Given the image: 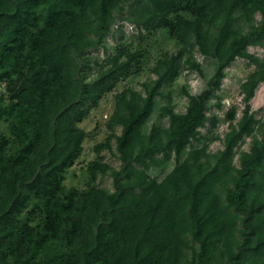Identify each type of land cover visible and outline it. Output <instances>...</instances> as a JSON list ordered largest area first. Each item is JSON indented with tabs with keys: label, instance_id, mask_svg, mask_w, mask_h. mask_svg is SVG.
<instances>
[{
	"label": "trees",
	"instance_id": "trees-1",
	"mask_svg": "<svg viewBox=\"0 0 264 264\" xmlns=\"http://www.w3.org/2000/svg\"><path fill=\"white\" fill-rule=\"evenodd\" d=\"M121 1L69 0L68 7L51 13L47 29L34 35L41 0H0V82L10 78V58L27 52L26 84L11 97L7 113L18 118L14 134L22 148L8 158V140L0 145V193L6 187L9 198V205L0 207V239L15 243L11 227L32 242L33 228L15 227L31 196L45 208L48 237L60 232L63 175L80 158L85 139L76 125L113 90L117 74L133 58L121 63L118 52L96 62L99 72L89 83L72 74L83 72L86 50L102 46L113 34V14ZM126 14L123 20L140 32L168 29L182 50L157 62L155 79L143 85V92L127 89L117 95L108 127L121 169L94 164L112 176L115 191L93 188L86 194L70 219L77 241L61 264H264V124L251 111L264 83V57L249 52L264 50V0H129ZM196 48L218 62L211 89L189 95L184 114L166 108L169 126L153 125L147 132L157 99L184 65L201 71L193 60ZM237 58L255 66L241 87L240 120L234 125L231 117L224 149L212 154L207 145L192 147L211 121L212 90L221 88L225 70ZM258 129L260 138L254 136ZM246 138H252L250 151L240 154L236 167V149ZM99 149L111 150L110 140ZM173 158L183 161L161 182L151 178L150 169ZM12 251L19 256L18 248Z\"/></svg>",
	"mask_w": 264,
	"mask_h": 264
},
{
	"label": "rangeland",
	"instance_id": "rangeland-1",
	"mask_svg": "<svg viewBox=\"0 0 264 264\" xmlns=\"http://www.w3.org/2000/svg\"><path fill=\"white\" fill-rule=\"evenodd\" d=\"M69 0H41L36 8L40 20L38 26L32 29V34L47 29L50 15L55 10L68 7ZM129 0H122L120 7L114 11L113 34L103 40L102 46L88 49L82 56L83 72L73 74L74 79L80 77L86 83L93 81L99 72L98 63L112 54L123 55L121 60L125 62L133 58L131 66L117 74L113 83V90L103 96L96 107H90L86 118L76 127L85 132V139L82 144L80 158L69 167L64 173V191L60 197L61 228L58 234L49 235L46 227V211L39 203L37 197L31 196L21 208L17 215L15 227L23 231L25 226L34 230L32 242L14 228H8V232L14 236V242L9 239H0V264H61V261L69 254L77 239L72 233L70 219L75 215V209L81 206L86 194L93 188L114 192V180L110 174H103L95 169L94 164L109 165L118 171L121 169V161L116 152V141L114 134L108 127L111 116L116 107L117 95L127 89H134L143 92V85L155 79L153 69L157 62L168 54H177L182 50V45L176 41L168 29H158L151 32L141 31L126 18V7ZM180 15L191 18L187 12ZM175 16H173L174 18ZM90 37H93L90 35ZM6 38L4 41H7ZM251 54L264 57V50L260 47H251ZM22 58H10L8 69L10 78L0 82V145L3 140H8L7 157L18 153L22 144L14 134V128L18 123L16 114L8 116L10 110V99L15 92L26 84L27 69L23 65ZM193 60L200 66L201 71L192 70L184 65L181 76L172 84L163 89L162 97L157 99L156 110L148 121L145 130L150 131L153 125H160L165 128L169 126V116L165 109H173L176 113L184 114L189 104V95L199 96L210 90V83L214 79L218 69V62L214 58L202 55L196 48L193 51ZM187 53L184 58L189 57ZM22 60V62L20 61ZM95 62V63H94ZM98 62V63H96ZM255 70V66L248 60L237 58L226 70V78L219 90H212V95L207 101L209 106V117L211 121L201 129V141L193 142V146H208L210 153H216L224 149V138L230 130L231 117L235 115L233 124H237L245 108L244 95L241 87L246 79ZM89 105L84 106L87 109ZM235 110V113H234ZM251 111L257 120L264 124V83L260 85L255 98L251 101ZM6 112V114L4 113ZM217 125L213 126V121ZM121 133V128L116 129V134ZM254 136L260 138L258 129ZM110 140L112 149H99L101 144ZM252 138H246L236 149L234 164L239 167V156L243 152L250 151ZM191 146L186 150H190ZM0 155V161H1ZM183 158H173L167 165L153 167L149 170L151 178L161 182ZM1 176V169H0ZM6 187H2L0 193V207L9 205ZM18 248L17 254L13 255L11 248Z\"/></svg>",
	"mask_w": 264,
	"mask_h": 264
}]
</instances>
